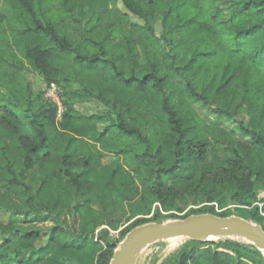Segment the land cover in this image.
<instances>
[{
  "label": "trees",
  "instance_id": "obj_1",
  "mask_svg": "<svg viewBox=\"0 0 264 264\" xmlns=\"http://www.w3.org/2000/svg\"><path fill=\"white\" fill-rule=\"evenodd\" d=\"M51 83L60 114L44 97ZM94 99L104 111L78 109ZM0 110V264H109L117 242L95 231L117 222L93 201L131 198L132 179L149 208L192 195L264 210V0H0ZM106 154L130 177L103 183ZM21 217L57 223L38 244ZM200 245L177 264H250L249 252L263 263L252 245Z\"/></svg>",
  "mask_w": 264,
  "mask_h": 264
},
{
  "label": "rangeland",
  "instance_id": "obj_2",
  "mask_svg": "<svg viewBox=\"0 0 264 264\" xmlns=\"http://www.w3.org/2000/svg\"><path fill=\"white\" fill-rule=\"evenodd\" d=\"M160 20L161 17L159 14H155L150 19V22L156 34L158 35L162 31ZM172 38L174 40L178 39L177 36H172ZM234 71L235 68L231 66L226 72L218 77L212 87L206 91V95L209 99L212 98L216 88L221 85L225 78L231 75V73H233ZM26 75L30 81H35L36 77L33 73L27 72ZM44 97L47 98L46 91H44ZM78 109L85 113L104 111V107L98 101H95V99L78 105ZM197 109L203 117H207L209 120L218 122L224 127L232 126V123L230 121H226L223 118L215 117L210 114L207 111V108L201 104L197 105ZM144 118L146 121V125H144L143 130L148 134H151V119L147 115ZM100 161L105 167L102 174L103 183L106 182L108 185L110 184V182L113 183L114 174H119L121 175V177L127 178H129L131 175L121 157L106 154L101 158ZM174 186L178 187L177 189L180 190H183L185 188L181 184H174ZM131 188L133 189L134 195L131 198L124 200L123 202L117 203L116 201H114L111 195V191L109 192L108 190L100 199H96L93 201V205L95 207H98L105 212L108 220L117 222V229H111L108 226L104 225L98 228L95 231V234L99 233L100 231L106 230L109 234V238L112 241L117 242V247L131 233L132 229L137 226L159 223L158 219H160L161 223L180 221L185 217L193 214L215 212L222 217L237 216L256 225H259L264 229V210L262 208V203H258L259 208L256 211L254 209V205L242 206L238 203V201H234L230 204H226L223 207H219L218 202L216 201H205L203 198L196 199L192 195H186L179 199H171L167 207H163L158 203H152L151 207L149 208L148 197L142 191L141 187L137 186V184L134 182V179H132ZM156 209H158V217H156ZM23 219L26 218L21 217L20 219H18L16 224L17 227L23 229L37 228L42 231L41 240L38 241V244L44 242L47 235L46 231L55 223H57L54 218L36 222H27ZM68 220L71 221L70 214L68 216ZM208 241L235 242L239 244L252 245L253 248L262 256L263 263H261L259 256L252 252L248 253L249 256L242 254L241 258L245 261H248L250 264H264V253L261 249L256 247L251 241H248L244 238L231 236H221L208 240H198L189 237H176L159 240L142 248L135 256L132 264H177V262L182 257V252L184 250L189 251L193 248V242L201 243L200 248H204L206 247L205 244ZM209 246L214 247L213 245ZM218 250L226 251L222 248H218ZM226 252L235 255V253L232 251ZM52 255H49L45 260L37 264H64L62 259H54Z\"/></svg>",
  "mask_w": 264,
  "mask_h": 264
},
{
  "label": "water",
  "instance_id": "obj_3",
  "mask_svg": "<svg viewBox=\"0 0 264 264\" xmlns=\"http://www.w3.org/2000/svg\"><path fill=\"white\" fill-rule=\"evenodd\" d=\"M231 236L251 241L264 249V229L237 216L222 217L212 213L193 214L180 221L137 226L114 250L109 264H132L145 246L164 239L189 237L198 240Z\"/></svg>",
  "mask_w": 264,
  "mask_h": 264
},
{
  "label": "built area",
  "instance_id": "obj_4",
  "mask_svg": "<svg viewBox=\"0 0 264 264\" xmlns=\"http://www.w3.org/2000/svg\"><path fill=\"white\" fill-rule=\"evenodd\" d=\"M47 99L53 102L57 106L58 113L62 111V104L60 101V91L58 87L51 83L48 87L45 88Z\"/></svg>",
  "mask_w": 264,
  "mask_h": 264
},
{
  "label": "bare ground",
  "instance_id": "obj_5",
  "mask_svg": "<svg viewBox=\"0 0 264 264\" xmlns=\"http://www.w3.org/2000/svg\"><path fill=\"white\" fill-rule=\"evenodd\" d=\"M246 240H248V239H246ZM249 241V240H248ZM261 250L263 251V253H264V249L263 248H261Z\"/></svg>",
  "mask_w": 264,
  "mask_h": 264
}]
</instances>
